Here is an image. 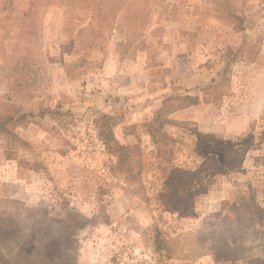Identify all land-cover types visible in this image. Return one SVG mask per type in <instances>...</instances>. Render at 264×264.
I'll use <instances>...</instances> for the list:
<instances>
[{
  "label": "rangeland",
  "instance_id": "1",
  "mask_svg": "<svg viewBox=\"0 0 264 264\" xmlns=\"http://www.w3.org/2000/svg\"><path fill=\"white\" fill-rule=\"evenodd\" d=\"M0 264H264V0H0Z\"/></svg>",
  "mask_w": 264,
  "mask_h": 264
},
{
  "label": "trees",
  "instance_id": "2",
  "mask_svg": "<svg viewBox=\"0 0 264 264\" xmlns=\"http://www.w3.org/2000/svg\"><path fill=\"white\" fill-rule=\"evenodd\" d=\"M35 7V4L33 5V9ZM243 29L242 28H238V32L239 31H242ZM184 102L182 103L183 106L181 107H178L176 109H173L169 112V116H168V120H166V123H170V124H178V123H175L176 121L178 120H174L171 115L175 112H177L178 110H183V109H187L189 107H192V106H196L199 104V99L196 97V95H191V94H187V97L184 98ZM185 103V104H184ZM159 117V116H158ZM170 117V118H169ZM158 121V119H156V122ZM165 122V121H164ZM164 122L162 124H164ZM161 124V125H162ZM112 133L109 132L108 133V136H111ZM113 136V135H112ZM195 136L197 138V150L199 151H202L203 148L207 147L208 149H211V150H214L216 149L217 147H219V142L220 140H218L217 136L213 133H205V132H202V131H198L195 133ZM110 144V147L115 149V150H122L123 148L120 147L116 142L115 143H109ZM205 158V156H204ZM215 161V160H214ZM220 169V168H219Z\"/></svg>",
  "mask_w": 264,
  "mask_h": 264
},
{
  "label": "crops",
  "instance_id": "3",
  "mask_svg": "<svg viewBox=\"0 0 264 264\" xmlns=\"http://www.w3.org/2000/svg\"><path fill=\"white\" fill-rule=\"evenodd\" d=\"M239 34H241V33H239ZM189 55V59H192L193 58V56L192 57H190V53L188 54ZM197 90H199V89H194L193 91H190V92H188L189 94H191V95H199L198 93H197ZM201 101V100H200ZM195 107L194 106H192V107H189V108H187V109H185V111H190L191 109H194ZM183 111L184 110H182V111H177V112H175V113H173L172 115H171V117L173 118V119H177V120H182L183 118Z\"/></svg>",
  "mask_w": 264,
  "mask_h": 264
}]
</instances>
